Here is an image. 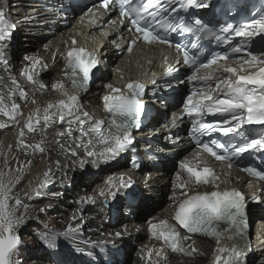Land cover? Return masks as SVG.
Wrapping results in <instances>:
<instances>
[{
	"label": "bare ground",
	"instance_id": "1",
	"mask_svg": "<svg viewBox=\"0 0 264 264\" xmlns=\"http://www.w3.org/2000/svg\"><path fill=\"white\" fill-rule=\"evenodd\" d=\"M43 4L40 0L25 3L0 0L6 20L16 25L5 49L8 65L0 64V95L4 96L9 108L13 102L18 104L22 113L16 120L0 114V123L5 125L0 127V171L12 179L9 205L14 206L17 198L22 201L16 212V215L23 217L22 223L29 217L34 220L47 217L49 224L43 233V242H38L32 248L23 246L24 241L21 242L13 255L14 264H28L30 258L34 259L35 264H217L218 256L227 259V253H220L218 249L231 244H236L238 250L241 245L245 246L246 256L252 254L250 264H264V230L259 231L260 225H256L252 231L251 243L234 237V240L228 241V246H217L208 238L184 239L189 236H183L178 248L172 250L164 245L162 238L153 235L151 225L161 221L172 224L175 208L185 199L183 193L193 195L199 191L216 190V187L196 189L191 182L188 187L181 188L180 185L188 179L167 170L172 153L185 146L187 140L181 128L172 127V122L164 121L161 113L143 133L136 134L134 146L142 147L138 152L131 150L129 145L115 160L106 163L101 159L97 165L94 157L87 156L93 166L84 162L81 166L82 161L78 158L85 155V148L77 145L81 141L86 145L90 137L94 141L98 139L99 134L91 129L95 122L103 121L102 118L105 117V134L110 127L111 118L102 99L110 89L100 84L105 74L101 73L90 89L78 93L81 99L78 106L88 116H81L83 123L72 125L71 137L58 135L60 132L66 133L68 127L58 119L55 122L40 120L34 132L28 131L26 121L30 113L35 114L39 108L42 115V110L48 104L67 100L63 90H53V85L59 82L68 88L71 79L66 75L69 70L64 58L72 46L80 45L79 39H75L69 29H63L67 36L64 40L51 35L53 28L50 25L55 24L56 29L60 30L58 23L62 20H57L58 12L46 17ZM118 59L116 53L111 61L117 63ZM169 61L171 58L164 60ZM156 62L157 59L152 57L133 59L121 63L120 69L128 76L137 78L142 73V65L153 69ZM26 69H31L35 84L23 75ZM13 79L19 85L18 89L12 84ZM41 83L47 87L41 88ZM10 90H14L15 95H10ZM20 90L27 94L26 100L19 95ZM50 111L55 112L56 109ZM21 129L24 130L23 138L19 135ZM152 135L156 137L153 140L163 146L162 149L149 141L147 137ZM21 139L29 145L41 143L44 151L25 149ZM134 155L141 159V166L133 164ZM155 158L163 167L162 171L155 169ZM49 170L48 183L39 187ZM148 174L152 177L145 181ZM121 177L130 181V187H120ZM109 180L115 182V188L111 191L119 189L114 199L110 194L107 199L100 195L101 190L109 193ZM228 180V176L222 174V184L218 187H223ZM104 199L111 203L110 208L104 205ZM122 208L119 215L118 210ZM257 218L262 221L264 213L255 211L252 221ZM70 227L73 229L71 232ZM226 228L221 227V231ZM117 232L121 236L117 237ZM259 235L263 241L257 244ZM44 237L54 241L56 247H50L47 251L45 245L48 243Z\"/></svg>",
	"mask_w": 264,
	"mask_h": 264
},
{
	"label": "snow or ice",
	"instance_id": "2",
	"mask_svg": "<svg viewBox=\"0 0 264 264\" xmlns=\"http://www.w3.org/2000/svg\"><path fill=\"white\" fill-rule=\"evenodd\" d=\"M101 3L105 9H109L113 3L118 4L121 16L129 21L131 26L129 31L138 33L130 42L127 49L129 52L132 51V46L141 40L149 45L159 43L174 47L177 53L182 54L183 64L191 69L187 79L195 84L203 85V87H194L191 90L184 105L187 115L196 117L193 120L194 133L200 136H210L212 132L222 130L225 134L231 133L239 136L240 128L245 124L264 125V13L259 14V18L238 26L233 24L213 26L199 17L180 15L181 11L187 13L189 8H208L209 0H136L135 3L133 0H101ZM170 10L176 13V17L169 15ZM15 27L14 23L6 20V13L0 8V64L5 66L8 65L5 49L7 42L12 38ZM171 32H179L181 35L191 34L195 37V42H192L190 46L179 42L173 43L170 38ZM257 36L261 37V50L254 53L252 43ZM234 37L244 39L232 43ZM202 40L227 45V49L223 52L207 53L205 46L201 43ZM72 43L75 44V40ZM241 53L245 55L240 57L236 55ZM220 61H225V63H219ZM98 63L96 53L89 52L83 47L70 49L67 52V68L70 72H66V75L71 79V88L78 89L85 86L91 79L92 69ZM172 71L173 69L169 67V74ZM23 75L29 82L36 83L31 69H26ZM78 76L79 80H77ZM12 84L16 85L17 89L19 88L14 79ZM39 86L47 87L42 83ZM107 88L110 92L102 98L105 109L111 114L107 134L103 130L104 122H95L91 131L99 134L98 139L94 141L90 137L87 140L86 145L91 147H87L83 141L77 145L84 147L85 155L94 157L97 165L101 159L106 163L115 160L122 151L134 143L131 133L133 129H139L145 107L140 99L144 91L142 84L129 83L127 85L129 94L127 95L123 94L122 90L113 88L111 84H108ZM53 90H63L64 95H68V89L62 83L58 82L53 85ZM10 95H15V91L10 90ZM19 95L27 99V94L23 90H20ZM194 97L199 98L194 100ZM78 101V96H68L67 100L62 99L56 104H48L42 110V115L41 110L37 108L35 114L30 113L26 121L28 131L34 132L35 125L39 124L40 120L55 122L58 119L60 123L68 125L66 133L60 132L58 135L67 134L71 137L72 125L83 123L81 116H88L87 112H81ZM33 103H35L34 100ZM19 109L20 106L15 102L9 108L4 102V96L0 95V114L16 120L17 116L22 115ZM51 109H56V111L52 112ZM206 114L213 116L219 114L224 118L218 123L204 122L202 117ZM221 125H226V127L221 129ZM4 126L0 123V127ZM19 135L21 138L24 137L23 129ZM21 144L25 149L34 148L41 152L44 151L41 143L29 145L21 139ZM197 144L216 161H228L227 167L231 168L233 158L239 159L249 149H264V133L255 138L244 139L240 143L225 144L217 140L201 143L197 139ZM72 154L76 155L75 152ZM180 168L189 174V180L183 182L180 185L181 188L188 187L189 182L207 185L219 180L211 167L205 166L202 170H197L188 161H183ZM243 171L264 181V170L248 166ZM49 174L50 170L44 174L45 179L39 183V187L46 186ZM11 183L10 175L0 173V264H14L13 255L20 245V237L15 229L23 220L22 216L16 215L22 201L17 198L14 206L9 205ZM119 183L120 187H130V181H125L123 177L120 178ZM108 185L109 193L106 194L105 190H101L100 195L107 199V195L110 194L114 199L119 189L111 191L115 188V182L112 180L108 181ZM216 187L218 188V185ZM36 194L39 195V192L37 191ZM130 195L133 194L130 193ZM183 195L185 199L177 206L174 219L189 233L211 234L229 241L234 240L235 236L243 239L244 230L247 227V216L241 192L232 189L195 193L191 196L183 193ZM220 223L228 226L223 232L218 227ZM151 230L156 238H162L166 242L170 241L174 250L178 248L181 240L179 233L167 221L151 225ZM69 231L73 229L70 227ZM115 235L119 237L121 233L117 232ZM44 239L49 247H56L54 241L48 240L47 237ZM218 251L227 253V259L218 256L217 264H246L247 253L244 245H241L238 250L236 244H231ZM150 255L151 252H149Z\"/></svg>",
	"mask_w": 264,
	"mask_h": 264
},
{
	"label": "rangeland",
	"instance_id": "3",
	"mask_svg": "<svg viewBox=\"0 0 264 264\" xmlns=\"http://www.w3.org/2000/svg\"><path fill=\"white\" fill-rule=\"evenodd\" d=\"M0 173H3V171H0ZM119 211V215L120 212L122 213L123 208ZM122 216V214H121ZM49 226L48 222H47V217H42L40 219H30L26 218L25 221L20 224L15 230L17 233H19L21 235V242L23 243V246L26 245L27 248H32L34 247L38 242L42 241V236L43 233L46 232V228ZM37 234V235H36ZM46 244V243H45ZM48 244L45 245V249H47V251H49V249H51L49 246H47ZM21 246V245H20ZM39 252V251H38ZM33 258H30L28 261V264H35ZM133 264V263H130Z\"/></svg>",
	"mask_w": 264,
	"mask_h": 264
},
{
	"label": "water",
	"instance_id": "4",
	"mask_svg": "<svg viewBox=\"0 0 264 264\" xmlns=\"http://www.w3.org/2000/svg\"><path fill=\"white\" fill-rule=\"evenodd\" d=\"M105 204H106L107 206H109V202H108L107 200L105 201ZM16 233H17V232H16ZM17 234H18L19 237H20V244H21V235H20L19 233H17ZM19 247H20V245H19ZM19 247H18V248H19Z\"/></svg>",
	"mask_w": 264,
	"mask_h": 264
}]
</instances>
